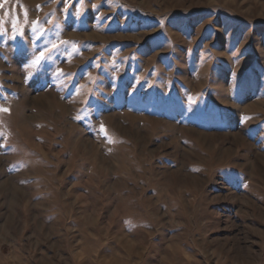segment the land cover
<instances>
[{
  "label": "rangeland",
  "instance_id": "rangeland-1",
  "mask_svg": "<svg viewBox=\"0 0 264 264\" xmlns=\"http://www.w3.org/2000/svg\"><path fill=\"white\" fill-rule=\"evenodd\" d=\"M0 109V264H264V0H0Z\"/></svg>",
  "mask_w": 264,
  "mask_h": 264
},
{
  "label": "snow or ice",
  "instance_id": "snow-or-ice-1",
  "mask_svg": "<svg viewBox=\"0 0 264 264\" xmlns=\"http://www.w3.org/2000/svg\"><path fill=\"white\" fill-rule=\"evenodd\" d=\"M53 47H55V45H53ZM40 56H41V58H43L44 57V53L43 52H41L40 53ZM0 111H7V109H0ZM104 129H103V126H102V131H103Z\"/></svg>",
  "mask_w": 264,
  "mask_h": 264
}]
</instances>
